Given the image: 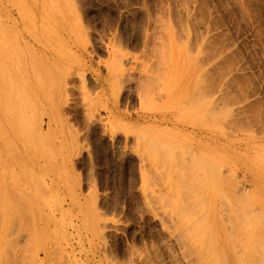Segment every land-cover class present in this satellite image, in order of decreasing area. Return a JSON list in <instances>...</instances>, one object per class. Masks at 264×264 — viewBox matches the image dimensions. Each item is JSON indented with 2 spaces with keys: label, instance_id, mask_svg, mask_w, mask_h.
<instances>
[{
  "label": "rangeland",
  "instance_id": "1",
  "mask_svg": "<svg viewBox=\"0 0 264 264\" xmlns=\"http://www.w3.org/2000/svg\"><path fill=\"white\" fill-rule=\"evenodd\" d=\"M0 16V264L264 258V0H0ZM17 54L39 123L18 141Z\"/></svg>",
  "mask_w": 264,
  "mask_h": 264
},
{
  "label": "bare ground",
  "instance_id": "2",
  "mask_svg": "<svg viewBox=\"0 0 264 264\" xmlns=\"http://www.w3.org/2000/svg\"><path fill=\"white\" fill-rule=\"evenodd\" d=\"M1 17V16H0ZM32 17V16H31ZM31 17H29L28 16V18H30L31 19ZM0 32H2L1 34H2V36H7L6 34H9V32L8 31H6V29H0ZM6 42H7V39L6 38H3V37H0V46L2 47V50H4L3 48H4V44H5V51H7L8 49H6V47H8V45L9 44H6ZM14 45V44H13ZM15 46V45H14ZM13 50H16V51H18V49L16 48L15 49V47L13 48ZM16 51L14 52V53H16ZM18 55V54H17ZM21 54H19L18 56H17V58H19V59H16L15 60V69H16V77L14 78L15 79V82L13 83V80H12V83H13V97H11L10 99L11 100H9V104H10V112H11V114H12V118L14 119V125H11L10 124V126L9 127H6V131H7V133H6V135L4 136L5 138L6 137H9L10 135H12L13 136V138H12V140L13 139H16L17 138V141H18V139H20V137H19V135L20 134H25L26 136H27V138L28 139H32V125H33V122L34 123H36V124H38L39 125V123H38V120H32V71L31 72H27V70L26 69H28V68H23V64H21V62L20 61H22L23 59H22V57L20 56ZM31 56V55H30ZM21 57V58H20ZM22 59V60H21ZM25 59V58H24ZM31 59V58H30ZM24 61V60H23ZM25 62V61H24ZM30 62H31V60H30ZM29 62V63H30ZM26 63V62H25ZM32 64V63H31ZM27 65H28V63H27ZM30 67H31V65H29ZM28 66V67H29ZM26 67V66H25ZM14 73V72H13ZM8 75H10V74H8ZM8 75H7V77H8ZM8 78H11V77H8ZM13 78V77H12ZM11 82V81H10ZM11 83V84H12ZM11 101V102H10ZM11 123V122H10ZM8 125H9V123H8ZM38 125H37V129H38ZM11 126H13V127H11ZM28 133L30 134V137L28 136ZM15 134H16V136H15ZM32 141V140H31ZM19 143V142H18ZM21 143V142H20ZM21 149H23L22 147H21ZM21 149H19L18 150V148H17V154H18V163H21L22 165V167L24 168V173L26 174V175H28L29 176V173H31L32 172V168H31V166H30V160L32 159H30V157H29V154H28V152H25V151H23V150H21ZM17 154H14V156H15V159L17 160ZM30 155H32V154H30ZM4 156V155H3ZM29 160V161H28ZM3 161V160H2ZM27 161L29 162V163H27ZM4 162H6V160H4ZM27 210H32V208L31 207H28L27 208ZM247 215H245V217H246ZM245 217H244V222H246V223H252V224H254V222H255V216H254V219H253V215L251 216V215H248L246 218L247 219H245ZM248 217H250V219L248 218ZM246 220V221H245ZM248 220L250 221V222H248ZM252 220H254V221H252ZM258 220V219H257ZM258 222V221H257ZM257 222H255V223H257ZM256 226V225H255ZM254 226V227H255ZM262 226V225H261ZM260 226V227H261ZM255 229H257V228H255ZM261 230H263L262 228H261ZM261 230H259V231H261ZM256 231V230H255ZM257 232V231H256ZM255 232V233H256ZM254 233V234H255ZM257 233H259V232H257ZM255 234L257 237H256V239L255 240H257V238H259V237H261V238H259L258 240H260V239H262V234H264V230L261 232V233H259L260 234V236H258L259 234ZM214 237H215V239H214ZM212 239H214L213 241H215L216 240V242H215V245L217 246V247H221L220 248V251L218 250V252L219 253H221V254H226V247H234V246H236L233 242V240H226V241H224L223 240V237L221 238V241H220V244H219V240L217 239V237L216 236H214ZM254 238H255V236H254ZM263 239H264V235H263ZM218 240V241H217ZM213 241H210L212 244L214 243ZM261 241H264V240H260V242ZM236 242V241H235ZM219 244V245H218ZM214 245V246H215ZM215 246V247H216ZM259 246V245H258ZM257 246V249H256V246H254L253 247V249H252V252L255 254L256 252H258L259 253V247ZM216 247V249H218ZM235 248V247H234ZM256 250V251H255ZM234 251H235V249H234ZM251 252V253H252ZM254 254L253 255H249V257H253V259H255L257 262H258V264H259V262H260V264H263L264 262V258L263 259H260L263 263H261V261H259V256L257 257L256 255V258H258V259H256L255 257H254ZM243 257H244V255H243ZM240 260V259H239ZM238 264H243L242 263V261H240Z\"/></svg>",
  "mask_w": 264,
  "mask_h": 264
}]
</instances>
